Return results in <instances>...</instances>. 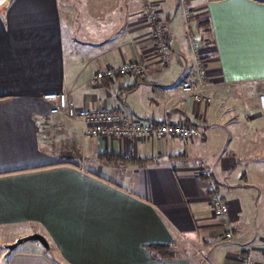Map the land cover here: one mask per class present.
<instances>
[{
	"label": "crops",
	"instance_id": "1",
	"mask_svg": "<svg viewBox=\"0 0 264 264\" xmlns=\"http://www.w3.org/2000/svg\"><path fill=\"white\" fill-rule=\"evenodd\" d=\"M259 1L0 0V264H264ZM148 5L167 34V62L155 55ZM129 61L144 75L93 82ZM185 80L210 101L183 94ZM47 93L153 125L185 121L199 134L86 135L79 122L49 114ZM212 193L227 204L229 241ZM32 233L49 249L28 242L4 258L5 245Z\"/></svg>",
	"mask_w": 264,
	"mask_h": 264
},
{
	"label": "built area",
	"instance_id": "2",
	"mask_svg": "<svg viewBox=\"0 0 264 264\" xmlns=\"http://www.w3.org/2000/svg\"><path fill=\"white\" fill-rule=\"evenodd\" d=\"M147 22L151 23L152 37L155 40V55L160 62H167L170 56V47L167 42V34L163 26L158 22L157 10L153 5L146 7ZM192 50L196 52V46L192 44ZM195 79L201 83L206 71L204 64L197 61L195 64ZM144 66L137 61L123 63L117 69L106 68L99 71L94 79V83L101 78L114 79L116 75L125 77H138L144 75ZM180 88L183 94L191 96L196 103L209 102L210 99L200 95L189 80L182 81ZM42 99L49 104V114H64L68 119L77 121L83 126L84 133L90 136H98L110 139H133V140H152L175 137L184 141L193 140L198 134V130L192 124L185 121L172 122L164 118L158 125L137 118L124 112H115L108 108L90 109L84 107H74L69 105L67 96L64 93H47L42 95ZM258 106L264 111V83L262 92L258 96ZM209 204L213 215L220 221V226L224 232L226 240L232 239V234L228 232L226 217L228 214L227 204L216 193L209 195ZM240 264H252L247 257L241 259Z\"/></svg>",
	"mask_w": 264,
	"mask_h": 264
},
{
	"label": "water",
	"instance_id": "3",
	"mask_svg": "<svg viewBox=\"0 0 264 264\" xmlns=\"http://www.w3.org/2000/svg\"><path fill=\"white\" fill-rule=\"evenodd\" d=\"M28 242H37L45 250L49 249L48 241L46 240V238L43 235H41L39 233H32V234H29V235H26L23 237H19L13 243L5 245L4 246V249H5L4 258L9 256L17 247H19L20 245H23L25 243H28Z\"/></svg>",
	"mask_w": 264,
	"mask_h": 264
},
{
	"label": "trees",
	"instance_id": "4",
	"mask_svg": "<svg viewBox=\"0 0 264 264\" xmlns=\"http://www.w3.org/2000/svg\"><path fill=\"white\" fill-rule=\"evenodd\" d=\"M259 2H262V3H264V1H259ZM101 158H104V159H106L107 161H116V160H119L118 158V155H113V154H111V153H104V154H102V155H100V159ZM123 160H126V159H123ZM131 162H133V163H137V164H139L140 166H144V165H146V164H148V163H150L152 160L151 159H136V158H131V160H130Z\"/></svg>",
	"mask_w": 264,
	"mask_h": 264
},
{
	"label": "rangeland",
	"instance_id": "5",
	"mask_svg": "<svg viewBox=\"0 0 264 264\" xmlns=\"http://www.w3.org/2000/svg\"><path fill=\"white\" fill-rule=\"evenodd\" d=\"M187 7H188V5L185 6L186 10L188 11V8H189V7H188V8H187ZM175 9H176V8H175ZM183 10H184V6L179 5V8L177 9L176 14H180L181 12H183ZM174 12H175V10H174ZM191 28H192V27H191ZM194 63H195V61H194ZM194 63H193V65H194V67H195V64H194ZM20 237H21V236H20ZM17 238H19V237H17ZM17 238H16V239H17ZM16 239H15V240H16ZM3 246H4V245H3Z\"/></svg>",
	"mask_w": 264,
	"mask_h": 264
}]
</instances>
